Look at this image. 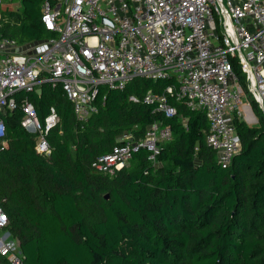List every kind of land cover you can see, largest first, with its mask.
I'll use <instances>...</instances> for the list:
<instances>
[{
    "label": "trees",
    "instance_id": "trees-1",
    "mask_svg": "<svg viewBox=\"0 0 264 264\" xmlns=\"http://www.w3.org/2000/svg\"><path fill=\"white\" fill-rule=\"evenodd\" d=\"M19 1L17 11L0 7V38L26 45L54 36L41 22L43 0ZM169 83L135 78L123 91L102 86L85 123L60 86L17 93L18 106L1 115L0 201L25 264H264V118L251 101L259 125L235 120L241 148L223 167L206 142L203 111L171 98L177 114L165 118L152 113L153 104L128 100ZM23 96L40 120L51 106L59 115L46 134L47 156L20 124ZM154 121L173 133L156 155L168 166L156 167L140 148L113 176L91 169L121 134L143 137Z\"/></svg>",
    "mask_w": 264,
    "mask_h": 264
},
{
    "label": "built area",
    "instance_id": "built-area-1",
    "mask_svg": "<svg viewBox=\"0 0 264 264\" xmlns=\"http://www.w3.org/2000/svg\"><path fill=\"white\" fill-rule=\"evenodd\" d=\"M40 10L43 26L54 36L26 45L0 38L2 146L1 115L18 106L17 93L44 83L60 86L76 120L85 123L98 110L102 86L123 91L135 78L170 81L162 92L148 89L142 96L129 94L128 100L153 104L152 113L165 118L177 114L171 98L203 111L206 142L223 167L240 151L235 120H243L245 105L255 117L254 101L264 118V0H43ZM233 59L244 73L245 88ZM19 106L20 124L35 135L36 152L49 155L46 134L59 121L55 107L40 120L27 96ZM118 138L119 144L91 162L94 172L115 175L140 148L155 164L161 144L173 133L154 121L143 137L125 132ZM9 225L0 201V264H25Z\"/></svg>",
    "mask_w": 264,
    "mask_h": 264
},
{
    "label": "rangeland",
    "instance_id": "rangeland-1",
    "mask_svg": "<svg viewBox=\"0 0 264 264\" xmlns=\"http://www.w3.org/2000/svg\"><path fill=\"white\" fill-rule=\"evenodd\" d=\"M0 7L1 8L9 7V9L17 11L20 8V1L19 0H4V2L0 5ZM243 120L246 125H253V126L259 125V123L257 122L256 116L254 117V115L249 113V108L247 104L245 105V108H244ZM162 164H164L165 166L169 165L168 162L163 163V162L158 161L155 163V166L160 167Z\"/></svg>",
    "mask_w": 264,
    "mask_h": 264
},
{
    "label": "water",
    "instance_id": "water-1",
    "mask_svg": "<svg viewBox=\"0 0 264 264\" xmlns=\"http://www.w3.org/2000/svg\"><path fill=\"white\" fill-rule=\"evenodd\" d=\"M35 92L39 94L41 92V88L36 89Z\"/></svg>",
    "mask_w": 264,
    "mask_h": 264
}]
</instances>
